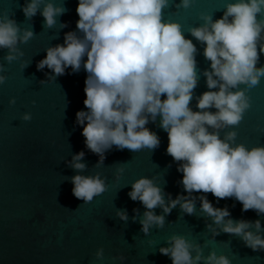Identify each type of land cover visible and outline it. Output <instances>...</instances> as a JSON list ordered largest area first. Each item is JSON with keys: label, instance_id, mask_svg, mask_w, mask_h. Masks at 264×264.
Returning <instances> with one entry per match:
<instances>
[{"label": "clouds", "instance_id": "obj_1", "mask_svg": "<svg viewBox=\"0 0 264 264\" xmlns=\"http://www.w3.org/2000/svg\"><path fill=\"white\" fill-rule=\"evenodd\" d=\"M41 3L42 0H26L21 11L27 19L39 11L44 26L51 27L55 17L65 10L51 2L41 8ZM168 3L169 0H77L76 31L65 33L63 44L46 48L44 58L36 64L38 71L45 67L50 70V79L64 75L67 68L71 69L68 74L78 72L83 64L88 75L82 103L87 111L78 110L75 123L81 126L85 148L96 154L99 162L113 146L131 151L158 147V136L145 125L160 117L159 127L167 133L165 152L180 162L179 183L186 195L178 193L175 199L169 196L165 204L161 189L151 179L135 180L127 195L146 209L140 220V230L145 234L153 225L163 226L164 216L152 211L156 207L166 215L179 205L191 215L193 192L211 193L218 199L234 197L242 212L264 214V146L246 148L234 143L235 131L221 139L217 131L208 130L238 125L250 107L245 91L264 78V66L256 67L258 42L259 54L264 55V0H231L224 4L220 18L213 20L202 14L204 23L190 29L191 36L203 43L202 54L210 62V70L203 71L209 91L196 98L195 106L200 111L189 107L197 83L196 49L181 35L179 24L162 22L161 10ZM191 3L192 0H180L176 7L187 9ZM77 31L82 35L78 36ZM32 36L31 30H22L13 19L0 18V49H8L5 62L22 56L16 45L28 42ZM3 70L0 65V72ZM4 80L0 75V83ZM238 84L246 88L230 90ZM14 102L9 100L10 104ZM21 119L28 121L31 116L25 113ZM83 156V151L75 153L71 167L82 171ZM71 184L72 195L84 203L106 190L98 175L76 174ZM198 198L201 211L222 232L239 236L254 252L264 251V237L260 234L264 229L259 220H225L230 215L227 207H213L206 195ZM117 215L127 220L125 212L118 211ZM167 243L159 252L171 264H199L201 260L203 264H230L226 256L214 252L202 257L198 248L196 255H191L194 246L183 236L173 235ZM102 252L97 249L95 256L100 258ZM116 259L123 261L122 256Z\"/></svg>", "mask_w": 264, "mask_h": 264}, {"label": "water", "instance_id": "obj_2", "mask_svg": "<svg viewBox=\"0 0 264 264\" xmlns=\"http://www.w3.org/2000/svg\"><path fill=\"white\" fill-rule=\"evenodd\" d=\"M25 2L0 0V18L13 19L22 30L33 33L28 42L17 43L16 48L23 55L11 63L4 60L8 49H0V65L4 69L0 75L5 77L0 83V264H171L159 249L167 247L168 238L173 235L183 236L194 246L193 256L198 248L202 257L214 252L226 256L230 264H264V251L254 252L239 236L222 232L200 209L198 197L206 195L213 207H227L230 215L225 220H259L264 229V214L257 215L254 210L242 212L234 197L218 199L211 193L193 192L191 215L179 205L166 215L156 207L152 211L164 216L163 226L153 225L147 234L141 232L140 220L146 209L127 195L135 180L151 179L161 189L165 204L169 196L175 199L178 193L186 195L179 183L180 162L173 161L165 152L168 140L167 133L159 127L160 117L145 125L158 136V147L131 151L113 146L99 162L98 156L85 148L81 126L75 123V113L87 111L82 103L88 75L83 64L78 72L68 74L71 69L67 68L64 75L51 79L49 69L36 68L46 48L63 44L64 34L76 31L77 0H42L41 8L51 2L65 10L55 17L51 27L44 26L39 11L30 19L25 18L21 11ZM179 2L169 0L168 6L161 10V17L162 22L179 24L181 35L196 49L197 83L189 107L200 111L195 106L196 98L209 91L203 71L210 70V62L202 54L203 43L191 36L190 29L204 23L200 19L202 14L213 20L220 18L224 4L231 0H192L187 9L176 7ZM77 35L82 34L77 31ZM257 50L256 67L264 66L259 42ZM245 88L244 84H238L230 90ZM245 96L250 107L238 125L208 130L217 131L221 139L235 131L234 143L246 148L264 146V78L246 90ZM164 98L162 94L161 99ZM9 100L15 102L10 104ZM25 113L30 114V120L21 119ZM78 151L84 152L80 161L85 165L82 171L71 167L72 156ZM76 174L98 175L106 190L88 203L76 199L71 192V177ZM118 211L126 213V221L118 217ZM260 234L264 237V231ZM97 249L103 250L100 258L95 256ZM118 256L123 257L122 262L116 259Z\"/></svg>", "mask_w": 264, "mask_h": 264}]
</instances>
